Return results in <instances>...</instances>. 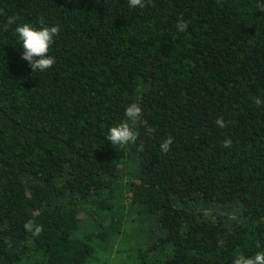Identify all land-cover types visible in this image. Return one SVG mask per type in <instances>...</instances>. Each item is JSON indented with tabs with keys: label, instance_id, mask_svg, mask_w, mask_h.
<instances>
[{
	"label": "trees",
	"instance_id": "1",
	"mask_svg": "<svg viewBox=\"0 0 264 264\" xmlns=\"http://www.w3.org/2000/svg\"><path fill=\"white\" fill-rule=\"evenodd\" d=\"M25 22L60 29L46 72L22 59ZM132 103L142 114L127 120ZM121 122L135 139L114 147ZM261 250L264 0H0V264Z\"/></svg>",
	"mask_w": 264,
	"mask_h": 264
},
{
	"label": "clouds",
	"instance_id": "2",
	"mask_svg": "<svg viewBox=\"0 0 264 264\" xmlns=\"http://www.w3.org/2000/svg\"><path fill=\"white\" fill-rule=\"evenodd\" d=\"M128 4L131 8H143L144 0H128ZM8 23L13 24L14 21L9 19ZM177 27L180 31H184L186 26L184 24H179ZM59 31L60 29L58 26L37 27L28 22L19 24L15 27L14 35L20 44L19 48L22 50V59L28 62L33 73L46 72L55 64L56 61L55 58L50 55V49ZM255 103L259 105L261 101L256 99ZM141 114V107L135 103L129 104L124 111V116L127 120H136L140 118ZM215 123L220 128L226 127V122L222 117L217 119ZM134 139V133L126 122H121L117 126H112L107 134L108 142L114 147L126 146ZM173 142V138L169 136L160 144V150L165 154L168 153ZM230 145V139L224 142V147H229ZM25 228L31 230V222L25 224ZM234 264H264V250L257 251L254 256L246 257L240 255L234 260Z\"/></svg>",
	"mask_w": 264,
	"mask_h": 264
},
{
	"label": "rangeland",
	"instance_id": "3",
	"mask_svg": "<svg viewBox=\"0 0 264 264\" xmlns=\"http://www.w3.org/2000/svg\"><path fill=\"white\" fill-rule=\"evenodd\" d=\"M82 217H86V216L82 214Z\"/></svg>",
	"mask_w": 264,
	"mask_h": 264
}]
</instances>
